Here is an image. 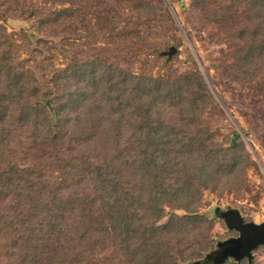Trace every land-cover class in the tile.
Masks as SVG:
<instances>
[{
  "label": "trees",
  "instance_id": "16d2710c",
  "mask_svg": "<svg viewBox=\"0 0 264 264\" xmlns=\"http://www.w3.org/2000/svg\"><path fill=\"white\" fill-rule=\"evenodd\" d=\"M49 1L71 4L45 11L0 0V264H209L218 243L199 208L208 194L239 188L251 160L236 132L216 140L203 123L217 109L203 75L138 73L69 50L64 66L48 68L26 31L38 49L25 66L10 21L35 17L39 30L64 33L78 15H118L115 0ZM121 2L149 21L165 9ZM195 4L224 31L232 77L263 84L264 0ZM168 49L150 54L167 63Z\"/></svg>",
  "mask_w": 264,
  "mask_h": 264
},
{
  "label": "rangeland",
  "instance_id": "374dc122",
  "mask_svg": "<svg viewBox=\"0 0 264 264\" xmlns=\"http://www.w3.org/2000/svg\"><path fill=\"white\" fill-rule=\"evenodd\" d=\"M197 1L207 4L211 0H155L157 8L165 9L150 21L135 18L131 12L135 2L130 6L115 0L118 15L111 22L87 13L66 23L64 33L61 30L56 33V30H39L36 18L29 17L10 21L7 31L15 43L13 55L25 66L34 63L36 49L42 48L41 58L48 68L64 66L68 57L64 50H69L80 57L97 53L138 73L156 75L199 69L217 103V109L204 113L203 123L211 128L216 140H227L236 132L237 141L244 144L251 160L249 166L236 174L241 179L239 188L233 187L220 196L208 194L206 198L210 200L204 198L199 208L209 219L206 227L216 247L219 241L236 235L217 214L218 210L235 208L245 220L256 223L264 220V83L257 85L232 77L233 58L225 33L205 18V12L195 4ZM24 2L26 7L36 3L45 11L71 4L49 0ZM242 4V7L246 5ZM207 7L217 9L212 5ZM241 26L239 23L235 28ZM25 31L38 36L40 47L35 48L37 39L29 40L24 36ZM171 46L176 47V52L167 63L162 57L153 58L150 54L151 49ZM252 254V264H264V246L257 247ZM233 262L234 259H228L224 264H237Z\"/></svg>",
  "mask_w": 264,
  "mask_h": 264
},
{
  "label": "water",
  "instance_id": "95a60500",
  "mask_svg": "<svg viewBox=\"0 0 264 264\" xmlns=\"http://www.w3.org/2000/svg\"><path fill=\"white\" fill-rule=\"evenodd\" d=\"M175 52L176 47L171 46L169 50L164 53L171 56ZM225 221L228 227L238 230L240 236L231 241L234 244L233 252H227V254L221 258V261L225 259L228 253L233 255L235 259L246 257L251 260L253 257L252 251L260 245L264 246V220L260 223H255L253 221L243 222L239 213L232 211L230 216L226 217ZM227 241L230 242V239Z\"/></svg>",
  "mask_w": 264,
  "mask_h": 264
},
{
  "label": "flooded vegetation",
  "instance_id": "af4514ba",
  "mask_svg": "<svg viewBox=\"0 0 264 264\" xmlns=\"http://www.w3.org/2000/svg\"><path fill=\"white\" fill-rule=\"evenodd\" d=\"M232 211H235V213H239V215L241 216L243 222L248 221V220H245L243 218V216L240 214V212L237 209H235V208H227V209H223V210H218L217 214H219V216L223 219L224 223L226 224L225 219H226L227 216H230ZM226 226L228 227L227 224H226ZM228 228H230V227H228ZM230 229L235 231L236 235L230 236V237L218 242L217 250H215V252L210 254V256H208V258L205 260L206 262H209V264H224L227 259L233 258V255H230L228 253V255L225 257V259L223 261H221V258H223V256H225L227 254V252H233L234 244L231 241H233L234 238H237L238 236H240V232L238 230H236L234 228H230ZM229 239H230V242L227 241ZM240 259H242V258H240Z\"/></svg>",
  "mask_w": 264,
  "mask_h": 264
}]
</instances>
